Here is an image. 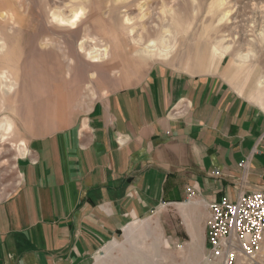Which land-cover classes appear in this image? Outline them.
I'll return each instance as SVG.
<instances>
[{
	"label": "crops",
	"instance_id": "crops-1",
	"mask_svg": "<svg viewBox=\"0 0 264 264\" xmlns=\"http://www.w3.org/2000/svg\"><path fill=\"white\" fill-rule=\"evenodd\" d=\"M7 54L0 106L10 102L25 125L36 111L45 123L51 109L61 114L81 74L70 79L69 94L53 78L42 107L25 108L16 87L23 65ZM231 80L220 67L199 73L158 61L140 82L95 99L64 128L35 134L20 152L16 190L0 200V264H84L161 207L196 198L209 216L212 202L264 190V108ZM4 120L10 129L12 119Z\"/></svg>",
	"mask_w": 264,
	"mask_h": 264
},
{
	"label": "rangeland",
	"instance_id": "rangeland-1",
	"mask_svg": "<svg viewBox=\"0 0 264 264\" xmlns=\"http://www.w3.org/2000/svg\"><path fill=\"white\" fill-rule=\"evenodd\" d=\"M77 8L83 10L77 24L64 22ZM217 48L223 53L212 66ZM107 49L101 59L89 56ZM5 53L23 65L16 87L25 108H41L55 81L67 94L70 79L81 74L83 81L73 82L76 94L61 114L50 110L48 123L36 111L25 125L10 112V102L0 106V200L16 190L20 152L35 134L64 128L95 99L140 82L155 62L199 73L220 67L241 94L264 108V0H0V58ZM6 66L0 59V68ZM6 115L12 119L8 130L2 127ZM208 217L196 198L161 207L131 221L84 264H221L208 251Z\"/></svg>",
	"mask_w": 264,
	"mask_h": 264
},
{
	"label": "built area",
	"instance_id": "built-area-1",
	"mask_svg": "<svg viewBox=\"0 0 264 264\" xmlns=\"http://www.w3.org/2000/svg\"><path fill=\"white\" fill-rule=\"evenodd\" d=\"M246 165V163H245ZM216 175L219 172L215 173ZM193 192L189 188L188 198ZM206 241L210 256L221 264H261L264 240V190L240 192L208 205Z\"/></svg>",
	"mask_w": 264,
	"mask_h": 264
},
{
	"label": "bare ground",
	"instance_id": "bare-ground-1",
	"mask_svg": "<svg viewBox=\"0 0 264 264\" xmlns=\"http://www.w3.org/2000/svg\"><path fill=\"white\" fill-rule=\"evenodd\" d=\"M82 13H83V10H81V9H76L74 12H71L70 14H69V16L67 17V18H62L63 19V21L64 22H68V23H71L72 25H76L77 24V20H78V18L82 15ZM66 19V20H65ZM152 45V44H151ZM150 47V50H152V52L154 51V47H152V46H149ZM227 49V48H226ZM219 52H221V53H223L222 51H220L218 48L213 52V55H214V57H213V59H212V66L213 65H215L216 63V65H218L219 63H220V59H219ZM148 56H151L152 54H151V52L150 51H147V53H146ZM221 55V54H220ZM212 56V55H211ZM94 58V57H93ZM211 59V58H210ZM259 83H260V85H262V87L264 86V77H263V79L261 78L260 80H259ZM258 84V83H257ZM258 86H259V84H258ZM264 90V89H263Z\"/></svg>",
	"mask_w": 264,
	"mask_h": 264
}]
</instances>
